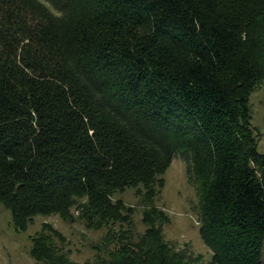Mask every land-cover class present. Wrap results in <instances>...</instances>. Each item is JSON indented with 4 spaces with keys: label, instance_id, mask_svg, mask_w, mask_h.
<instances>
[{
    "label": "trees",
    "instance_id": "1",
    "mask_svg": "<svg viewBox=\"0 0 264 264\" xmlns=\"http://www.w3.org/2000/svg\"><path fill=\"white\" fill-rule=\"evenodd\" d=\"M261 84L264 0H0V208L15 231L77 211L105 231L97 264H192L155 205L182 154L208 264H264ZM64 246L43 225L29 255L69 264Z\"/></svg>",
    "mask_w": 264,
    "mask_h": 264
},
{
    "label": "rangeland",
    "instance_id": "2",
    "mask_svg": "<svg viewBox=\"0 0 264 264\" xmlns=\"http://www.w3.org/2000/svg\"><path fill=\"white\" fill-rule=\"evenodd\" d=\"M251 110L250 125L253 129L256 148L264 152V84L252 92L249 98ZM187 160L176 154L163 175L164 186L156 207L160 208L169 219L162 229L165 241L177 251L185 250L192 264H208L209 252L198 234L199 206L194 183L187 174ZM119 200L126 207H133L135 235H140L145 226L141 223L142 207L139 197L133 190L115 193L112 201ZM72 221L63 220L58 215L35 217L24 231H15L11 214L0 208V264H35L29 255L31 237L39 233L43 225L57 231L65 239L64 252L69 264H97L96 247L101 246L104 230L85 228L77 219L78 212L71 209ZM95 247V248H94Z\"/></svg>",
    "mask_w": 264,
    "mask_h": 264
}]
</instances>
